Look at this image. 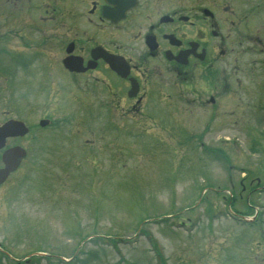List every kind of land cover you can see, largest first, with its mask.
Returning <instances> with one entry per match:
<instances>
[{
  "label": "rangeland",
  "instance_id": "374dc122",
  "mask_svg": "<svg viewBox=\"0 0 264 264\" xmlns=\"http://www.w3.org/2000/svg\"><path fill=\"white\" fill-rule=\"evenodd\" d=\"M16 9L0 0V124L19 118L33 128L6 142L28 154L0 186V264H264L255 228L222 210L225 202L248 212L264 207V193L242 189L255 175L264 184L256 145L224 126L191 145L180 126L183 145L160 112L118 122L107 98L100 113H85L72 94L58 92L62 79L53 71L42 83L30 53L43 35L23 14L7 12ZM46 36L53 58L60 36ZM195 117L199 129L203 113ZM44 118L51 122L40 127ZM113 120L122 126H106ZM222 135L237 136L236 145L220 148ZM190 221L200 222L188 236Z\"/></svg>",
  "mask_w": 264,
  "mask_h": 264
},
{
  "label": "flooded vegetation",
  "instance_id": "af4514ba",
  "mask_svg": "<svg viewBox=\"0 0 264 264\" xmlns=\"http://www.w3.org/2000/svg\"><path fill=\"white\" fill-rule=\"evenodd\" d=\"M14 1L44 40L60 36L53 58V42H36L41 77L57 67L76 97L93 94L91 111L107 98L121 114L169 108L183 123L224 114L229 99L237 127L264 136V0Z\"/></svg>",
  "mask_w": 264,
  "mask_h": 264
},
{
  "label": "water",
  "instance_id": "95a60500",
  "mask_svg": "<svg viewBox=\"0 0 264 264\" xmlns=\"http://www.w3.org/2000/svg\"><path fill=\"white\" fill-rule=\"evenodd\" d=\"M46 120H41L40 125H45ZM28 131V128L22 121L10 119L0 126V148L4 146L7 136L23 135ZM25 156V150L20 146L7 148L2 153L4 167L0 168V182H2L8 173L16 168L19 164V158Z\"/></svg>",
  "mask_w": 264,
  "mask_h": 264
},
{
  "label": "trees",
  "instance_id": "16d2710c",
  "mask_svg": "<svg viewBox=\"0 0 264 264\" xmlns=\"http://www.w3.org/2000/svg\"><path fill=\"white\" fill-rule=\"evenodd\" d=\"M159 254V256H160V253H158ZM58 262H60V260H58ZM72 264V263H71ZM162 264V263H161Z\"/></svg>",
  "mask_w": 264,
  "mask_h": 264
}]
</instances>
